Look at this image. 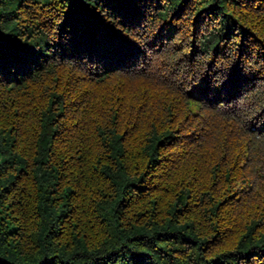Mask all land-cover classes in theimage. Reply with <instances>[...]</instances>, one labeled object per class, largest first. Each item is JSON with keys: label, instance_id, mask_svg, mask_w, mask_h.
Here are the masks:
<instances>
[{"label": "trees", "instance_id": "trees-1", "mask_svg": "<svg viewBox=\"0 0 264 264\" xmlns=\"http://www.w3.org/2000/svg\"><path fill=\"white\" fill-rule=\"evenodd\" d=\"M0 264H264V0H0Z\"/></svg>", "mask_w": 264, "mask_h": 264}]
</instances>
